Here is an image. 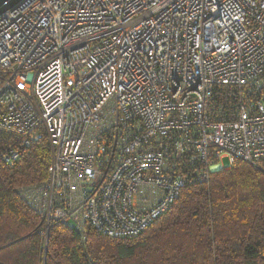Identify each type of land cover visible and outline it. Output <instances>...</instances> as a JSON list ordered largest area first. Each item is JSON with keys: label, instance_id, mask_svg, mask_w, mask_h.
<instances>
[{"label": "built area", "instance_id": "1", "mask_svg": "<svg viewBox=\"0 0 264 264\" xmlns=\"http://www.w3.org/2000/svg\"><path fill=\"white\" fill-rule=\"evenodd\" d=\"M0 130L6 163L48 138L22 193L49 222L136 236L190 181L262 167L264 0H20L0 15Z\"/></svg>", "mask_w": 264, "mask_h": 264}, {"label": "trees", "instance_id": "2", "mask_svg": "<svg viewBox=\"0 0 264 264\" xmlns=\"http://www.w3.org/2000/svg\"><path fill=\"white\" fill-rule=\"evenodd\" d=\"M0 130V152L17 143ZM48 138L0 155V264H264V162L236 161L207 181H190L163 215L132 237L48 221L23 190L48 178ZM194 179V178H193Z\"/></svg>", "mask_w": 264, "mask_h": 264}, {"label": "water", "instance_id": "3", "mask_svg": "<svg viewBox=\"0 0 264 264\" xmlns=\"http://www.w3.org/2000/svg\"><path fill=\"white\" fill-rule=\"evenodd\" d=\"M20 0H0V15L12 9Z\"/></svg>", "mask_w": 264, "mask_h": 264}, {"label": "rangeland", "instance_id": "4", "mask_svg": "<svg viewBox=\"0 0 264 264\" xmlns=\"http://www.w3.org/2000/svg\"><path fill=\"white\" fill-rule=\"evenodd\" d=\"M224 162L226 165H228V160L227 159H224Z\"/></svg>", "mask_w": 264, "mask_h": 264}]
</instances>
